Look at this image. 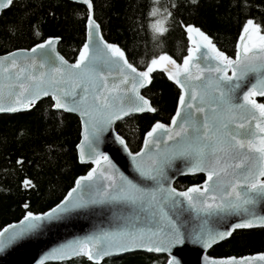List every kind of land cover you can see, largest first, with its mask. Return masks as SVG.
<instances>
[{
	"label": "snow or ice",
	"instance_id": "1",
	"mask_svg": "<svg viewBox=\"0 0 264 264\" xmlns=\"http://www.w3.org/2000/svg\"><path fill=\"white\" fill-rule=\"evenodd\" d=\"M74 2L87 8V42L77 62L69 64L53 55V40L31 48L32 53L37 49L47 51L26 65L18 60L25 50L0 55V113L30 110L44 97L51 98L53 110L79 112L85 118L79 158L95 167L77 179L61 203L50 211H27L19 225L0 230V252L46 222L97 204L122 205L131 214L118 217L120 223L112 230L56 249L57 259L84 257L90 264H103L106 257L145 251L157 259L163 254L161 264H180L172 250L186 240L210 248L238 229L264 228V214L257 211L264 204V102L257 100L264 98V25L246 20L239 51L233 58L199 27L182 24L193 44L182 64L165 53L152 58L141 71L129 62L123 49L104 40L94 18L93 0ZM190 2L195 5L198 0ZM13 3L0 0V11ZM155 30L165 31L158 26ZM193 34L199 40L193 39ZM157 70L167 72L168 78L184 90L170 125L156 122L135 153L129 150L124 137H114L131 157L140 178L137 182L119 172L108 155L99 151V145L102 134L116 121L156 111L139 89L152 82ZM5 99L10 101L8 105L3 103ZM177 158L186 162L188 171L206 173L205 183L185 191L165 187L171 184L166 169ZM145 181H151L152 186H146ZM24 187L35 185L25 180ZM184 211L195 212L201 218L197 229L182 231L179 217ZM228 216L239 220L224 230L214 226ZM10 228L14 230L9 233ZM5 233L9 235L5 237ZM259 259L264 261V255ZM251 260L210 259L208 264H249Z\"/></svg>",
	"mask_w": 264,
	"mask_h": 264
},
{
	"label": "trees",
	"instance_id": "2",
	"mask_svg": "<svg viewBox=\"0 0 264 264\" xmlns=\"http://www.w3.org/2000/svg\"><path fill=\"white\" fill-rule=\"evenodd\" d=\"M93 5L107 41L119 45L129 61L143 70L152 58L165 53L182 62L191 48L182 24L199 27L229 56L237 52L247 19L264 25V0H198L195 5L190 0H93ZM86 18L87 8L70 0H15L0 16V54L59 37L60 52L75 62L86 40ZM157 26L165 31L157 32ZM143 93L156 111L116 124L132 151L142 147L156 122L171 121L181 96L179 87L161 70L152 74ZM51 104V98H45L28 111L0 114V230L23 219L27 211L42 214L57 205L92 167L78 158L79 117L53 110ZM205 178L203 174L182 176L175 186L184 191ZM25 180L35 187H24ZM260 254H264V228L237 230L209 252L225 259ZM164 259L135 253L103 264H161ZM61 264L90 262L83 257Z\"/></svg>",
	"mask_w": 264,
	"mask_h": 264
},
{
	"label": "water",
	"instance_id": "3",
	"mask_svg": "<svg viewBox=\"0 0 264 264\" xmlns=\"http://www.w3.org/2000/svg\"><path fill=\"white\" fill-rule=\"evenodd\" d=\"M70 1L74 2V0H70ZM75 3H77V2H75ZM78 4L83 5L82 3H78ZM8 8L9 7L0 11V16ZM97 23H99V22L97 21ZM100 31L102 33V28H100ZM102 35H103V33H102ZM242 35H243V32L241 33V35L238 39V42H237V52L239 51V48H240ZM103 37H104V35H103ZM187 38L189 39L188 35H187ZM193 39L199 40V37H196L193 34ZM48 40L54 41L53 45L51 46L54 49V52L52 53L53 55L63 57L64 60L68 61L69 64H74L77 62V61H75V62L69 61L60 52V50H59L60 38L59 37H51L42 43H45ZM104 40L107 41V39L105 37H104ZM86 42H87V32H86L85 43ZM107 42L110 44H113V45H117V44L111 43L109 41H107ZM189 42H190V45L192 47L193 46L192 40L189 39ZM39 44H41V43H39ZM36 45H34L30 48H18V49H14L12 51L25 50V51L20 52V54L18 56V60L20 61V63L22 65H26L30 61V59L35 58L38 60L40 54L44 51H47V49H44V50L37 49L36 53H32L30 51V49L33 47H36ZM117 46H119V45H117ZM90 47H91V45H90ZM201 51H204V49H201ZM5 54L6 53L0 54V55H5ZM231 57L235 58V56H231ZM177 63L182 64V62H177ZM139 70L142 71L143 69H139ZM193 71H195V69H193ZM166 74H167V72H166ZM205 75H207V73H205ZM229 75H231L230 72H229ZM115 76H116V74L114 72L113 77H115ZM181 79L183 80V76H181ZM116 80L118 82V77H116ZM171 81L175 85H177L174 80H171ZM112 82H113L112 78H110L109 84H111ZM192 83H199V81H192ZM150 84L144 88L139 89L140 94L143 95L148 100H149V98L143 92L147 87L150 86ZM177 86L181 90V95H182L184 90L181 89L179 85H177ZM243 90L246 91L247 88L245 87ZM45 98H50V97H44L43 99H45ZM260 98L261 97H257L258 102H261ZM3 103L5 105H8L10 103V101L8 99H5L3 101ZM177 108H178V106H177ZM24 111H28V109H23L21 111L15 112V113H0V114H16V113H20V112H24ZM56 111L66 112L63 110H56ZM66 113H72V114L77 115L80 119V122H81V138H80L79 143L77 144V153H78V158H79L78 145H80L83 142L82 132H83V123H84L85 118L82 117L79 112H66ZM144 113H148V112H144ZM137 114H143V113H136L134 115H137ZM119 121H116L113 124L111 129L106 130L102 134L101 143L99 145V151L108 155V157L113 162V164H115V166L119 170V172H123L130 179H133L137 182H140V178L138 176V173L135 170V167H134V164H133L131 157L128 155V152L125 151L123 149V147L120 146L114 138L116 135L122 136L121 134L118 133V131L116 129V124ZM160 123H164V122H160ZM170 123H171V121L169 123H164V124L170 125ZM85 150L87 151V148ZM129 150L132 151L130 148H129ZM132 152L135 153L136 151H132ZM79 161H80V163H82L80 158H79ZM82 164L92 165L90 170L93 167H95V165H93L91 163H82ZM187 169H188V165L186 164V162L183 159L177 158V159L173 160L171 166L166 169L167 175L171 180V184L170 185L166 184L165 187H169V186L175 187L177 189V191H182V190H179L175 186V182L180 177L188 176V175H197V174H203L206 176V173H202V172H198V171L193 173V172L188 171ZM83 176H85V175H83ZM80 177H78V179ZM205 180H206V178H205ZM205 180L202 184H198V185H194V186H202L205 183ZM143 183L146 186H152L151 181H145ZM194 186H191V187H194ZM61 201L59 203H61ZM185 204H186V202H185ZM54 207H52V208H54ZM51 209H49L45 212H42V214L50 211ZM257 211L260 212L261 214H264V204L259 205L257 208ZM130 214H131L130 209H128L125 206L118 205V204H97V205H90L86 208H77V209L71 211L70 213L64 214L58 220H53V221L44 223L43 226L38 231L31 233L28 236H26L22 239H19V240L13 242L12 244L8 245L4 249L3 252H0V264H41V261H44V264H50V263L61 264V263L70 262V261L77 259V258H83V257H73L72 260H60V259L56 258L55 250L61 248L64 245L70 244L76 240H80V239H83L85 237L91 236V235L98 233L102 230H112V229L116 228L120 223V221L118 220V217H123V216H127ZM200 215L203 216V214H200ZM179 219H180V221L183 222L182 231L184 229H188L189 231H191L193 229H197L200 226V224L202 223L201 218L198 217L197 214L195 212H192V211L182 212L180 214ZM21 220H23V219H21ZM238 220H239V217H237V216H228L223 221L215 222L214 226L216 228H219L220 230H224L225 228H227V226L229 224L235 223ZM20 221L12 223L10 225H19ZM10 225L6 226L5 228L9 227ZM252 229H261V227H255ZM252 229H238V230H252ZM13 230L14 229L10 228L9 233ZM9 233H5V237H7L9 235ZM230 238H231V236L228 237L227 239H224V240H221V241L215 243L210 248H205L198 243H193L190 240H186L185 243L178 245L177 247L173 248L172 254L179 260L180 264H208V260H210V259H215L217 261L226 260L225 258L212 257L209 255V252L215 246L229 240ZM135 253L151 254V253H147L145 251H134V252L116 254V255H113L111 257H106L105 260L109 259V258H115V257L135 254ZM153 255H155V254H153ZM161 255H163V254H161ZM261 255H264V254L237 257V260L247 259V258L251 257L252 260L249 261V264H264V261L259 259V256H261Z\"/></svg>",
	"mask_w": 264,
	"mask_h": 264
}]
</instances>
